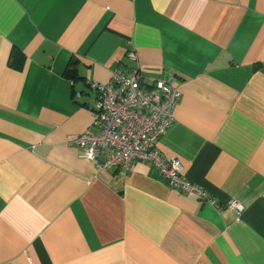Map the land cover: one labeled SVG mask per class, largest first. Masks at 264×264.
<instances>
[{
    "label": "crops",
    "instance_id": "0c3cea01",
    "mask_svg": "<svg viewBox=\"0 0 264 264\" xmlns=\"http://www.w3.org/2000/svg\"><path fill=\"white\" fill-rule=\"evenodd\" d=\"M116 67L181 91L160 155L240 214L68 144ZM0 264H264V0H0Z\"/></svg>",
    "mask_w": 264,
    "mask_h": 264
},
{
    "label": "built area",
    "instance_id": "2783aa9c",
    "mask_svg": "<svg viewBox=\"0 0 264 264\" xmlns=\"http://www.w3.org/2000/svg\"><path fill=\"white\" fill-rule=\"evenodd\" d=\"M88 85L95 96L94 131L72 135L67 140L68 144L81 147L82 158L92 161L100 170L126 171L136 160L150 162L172 188L192 193L218 211L226 206L241 213L244 206L240 202H219L182 174L179 159H164L160 155L157 143L171 127L174 109L181 98L177 87L163 80L149 85L137 70L117 67L111 71L108 82L89 81Z\"/></svg>",
    "mask_w": 264,
    "mask_h": 264
}]
</instances>
